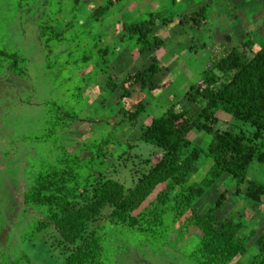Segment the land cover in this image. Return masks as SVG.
<instances>
[{
  "label": "rangeland",
  "instance_id": "rangeland-1",
  "mask_svg": "<svg viewBox=\"0 0 264 264\" xmlns=\"http://www.w3.org/2000/svg\"><path fill=\"white\" fill-rule=\"evenodd\" d=\"M103 2L100 0V5ZM97 3L98 0H82L75 7L62 1L61 5L67 6L66 12L47 5L46 0H0V51L4 50L7 55L21 53L27 57L22 72L10 70L8 56L0 61V264H64L68 251L73 248L65 243L55 223L49 220L52 213L47 205L26 198L36 179L46 170L57 169L65 161L68 163L77 157L73 159V166L70 164L76 180L67 185L79 192L80 188L98 178L117 180L126 188H132L137 174L148 169L141 170L142 164L119 155L94 158L99 146L85 143L90 127L82 128L84 135H77L78 126L58 121L59 110L74 111L75 116H79L81 107L67 106L78 101L77 92L72 90V96H61L55 89V83L44 85V74L55 62L59 46L68 48L66 51L71 62L74 58L81 60L84 54H91L93 74L102 73L105 63L117 56L118 53L112 49L108 54L100 52L103 47L91 39L92 15ZM45 14L50 15L48 18L54 22L53 26L64 32L62 43H53L48 48L39 28L42 21L50 24ZM46 60L51 64L43 63ZM77 63L73 64V70L86 67L82 61ZM192 82L199 86L201 80ZM48 88L50 94L41 96L40 93L47 92ZM49 98L53 101L49 102ZM54 104L59 105L56 107ZM88 120L92 121L90 116ZM214 129L219 132L239 131L232 119L231 122L219 119ZM188 138L204 150L210 142L205 133L193 132ZM207 162L208 159L203 158L196 163L188 176L189 183L199 181ZM246 177L264 184V165L253 163ZM161 189L158 188L151 198L155 199ZM178 190L171 193L170 209ZM214 196L211 199L214 200ZM208 199L205 206L194 205L198 215L208 211L207 205L213 207V200L208 202ZM78 202L83 205L86 201L80 196ZM232 208L228 204L223 210H218L216 218L218 221L233 219L241 224V238L245 240L247 251L229 264H256L258 248L255 243L264 233V198L259 204L240 203ZM110 213L111 207L106 206L102 215L88 226V231L95 232L97 245L101 248L97 260L90 264H196L192 253L200 234L195 224L188 222L176 227L172 217L165 216L164 224L143 231L111 220L108 217Z\"/></svg>",
  "mask_w": 264,
  "mask_h": 264
},
{
  "label": "trees",
  "instance_id": "trees-1",
  "mask_svg": "<svg viewBox=\"0 0 264 264\" xmlns=\"http://www.w3.org/2000/svg\"><path fill=\"white\" fill-rule=\"evenodd\" d=\"M46 1L51 6H60L64 1L75 7L82 2ZM104 1L102 7L94 10L93 20L100 19L120 0ZM168 20L160 15H150L146 21L131 26L123 25L122 28L130 37L144 45L156 24ZM49 23L42 21L39 26L46 48L60 42L64 33L58 31L50 19ZM179 24L198 28L205 26L203 10L181 18ZM154 46L159 48L161 41L154 38ZM6 56L11 60L10 70H24L26 60L22 56L7 55L4 50L0 51L1 62ZM160 69L154 59L146 69L129 76L118 85L109 81L107 88L115 91L122 87V98L128 97L133 86L147 91L162 89L163 86L154 82ZM201 83L203 87L195 84L185 94L186 108H170L163 116L154 118L143 133L141 139L161 151L162 158L141 173L132 188L127 189L117 180H102L97 177L93 183L76 192L75 187L69 188L67 184L76 180L72 176L70 164L73 166V159L77 157H73L68 163L63 162V165L60 161L62 166L39 175L26 198L37 204L47 205L52 213L49 220L55 223L65 243L73 246L68 251L64 264H90L97 260L101 248L97 245L95 232L88 231V226L102 215L106 206L111 207L108 216L111 220L143 231L154 225L164 224L165 216H171L175 222L173 226L176 227H182L188 222L195 224L200 234L198 245L192 253L196 264H229L246 253V243L241 238V224L233 219L218 221L215 214L230 195L241 196L251 204L262 203L264 198V184L247 180L246 177L253 163L264 165V46L252 58L246 57L239 49L227 52L213 62L201 78ZM141 108L137 105L129 112L122 110L121 114L130 115L129 118L134 120ZM217 111L231 117L239 127L238 133L214 129L218 122L215 118ZM58 112V121L66 125L72 124L76 119L71 111ZM244 128L250 131L247 132ZM193 132L205 133L210 137L206 150L196 147L188 138ZM99 152L100 150H96L94 158H99ZM203 158L211 162L210 170L199 184L189 183L188 176ZM225 175L236 183L233 193L222 192L212 208L205 214L198 215L194 207L196 201ZM158 188L162 189L152 199ZM175 189L179 190L170 209V196ZM80 196L86 201L83 205H79ZM255 244L258 248L256 264H264V233L257 238Z\"/></svg>",
  "mask_w": 264,
  "mask_h": 264
},
{
  "label": "crops",
  "instance_id": "crops-1",
  "mask_svg": "<svg viewBox=\"0 0 264 264\" xmlns=\"http://www.w3.org/2000/svg\"><path fill=\"white\" fill-rule=\"evenodd\" d=\"M99 1L96 9L104 5V2L100 5ZM66 5L53 4L52 7L67 12ZM201 10L204 12L205 26L198 28L179 24L181 18ZM150 15H160L169 20L156 24L147 44L139 43L123 30V25H136L146 21ZM103 18H106L104 22ZM103 18L91 23V39L103 47L100 52L108 54L112 49L114 53H118L113 61L105 63L102 73L93 74L95 69L91 66V54H84L81 60L72 58L74 61L71 62L66 51L68 48L64 46L62 49L59 46V50L55 52V62L48 67L49 72L44 74V85L55 83L58 88L55 89L61 96L69 97L72 90L77 92L78 101L67 106L81 107L72 126H78L77 135H84L82 128L90 127L85 143L99 146L101 157L119 155L140 163L141 170L157 164L162 158L161 151L141 139L152 120L163 116L172 107L186 108L184 96L196 84L192 80H201L216 59L233 49H239L246 57L252 58L264 46V0H120ZM154 38L161 41L159 48L154 46ZM215 50H219L220 54L214 53ZM17 55L27 60L21 53ZM48 56L49 54L46 57ZM154 59L161 68L154 77V82L163 86L162 89L147 91L133 86L128 97L122 98V87L115 91L107 88L109 81L118 85L129 76L146 69ZM75 61H82L86 67L73 70V64L77 63ZM45 62L51 64L49 60L43 63ZM44 93L49 95V88L40 95L43 96ZM48 100L53 101L51 98ZM58 105L54 104L56 107ZM137 105L142 108L134 120L129 118L130 115L121 114L122 110L129 112ZM83 111L89 114H84ZM71 112L74 114V111ZM89 116L92 121L88 120ZM215 118L217 121L221 119L231 122V117L221 111L215 113ZM210 167L211 162L208 160L204 172L195 184L202 181ZM139 175L137 174L133 186ZM235 187V181L225 175L196 201L195 206H205L206 199L209 198L207 201L210 202L215 195L213 204L222 192L229 190L232 194ZM239 202L248 203L241 196L230 195L221 210L228 204L234 209L240 205ZM207 208L209 210L212 205H207Z\"/></svg>",
  "mask_w": 264,
  "mask_h": 264
},
{
  "label": "built area",
  "instance_id": "built-area-1",
  "mask_svg": "<svg viewBox=\"0 0 264 264\" xmlns=\"http://www.w3.org/2000/svg\"><path fill=\"white\" fill-rule=\"evenodd\" d=\"M214 53H218V55L220 54L219 50H215ZM200 87H203L202 83L199 84Z\"/></svg>",
  "mask_w": 264,
  "mask_h": 264
}]
</instances>
